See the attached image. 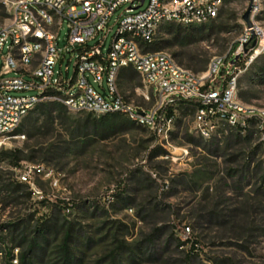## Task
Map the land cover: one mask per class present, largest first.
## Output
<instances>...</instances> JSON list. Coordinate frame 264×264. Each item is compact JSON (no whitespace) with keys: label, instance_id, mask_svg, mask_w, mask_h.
<instances>
[{"label":"rangeland","instance_id":"1","mask_svg":"<svg viewBox=\"0 0 264 264\" xmlns=\"http://www.w3.org/2000/svg\"><path fill=\"white\" fill-rule=\"evenodd\" d=\"M16 1L0 0V26L10 21ZM247 4L248 0L228 1L208 23L182 26L185 38L178 41L168 33L172 25L164 24L147 49L173 57L191 50L198 62H209L214 55L229 58L243 30ZM259 20L264 25V0ZM115 31L116 27L108 33L105 50ZM67 32L64 22L61 43ZM75 60V55L67 53L56 65L55 77L62 71L66 78L68 67L67 79L71 80ZM120 88L135 104L147 105L142 96L146 88L138 74L122 80ZM239 88L246 102L264 107V50L240 77ZM48 103L24 120L18 133L25 138L0 148V226L30 217L33 224L42 225L57 215L64 228L58 225L62 231L54 244L72 227L86 245L80 248L86 253L84 264H264V191H259L264 159L253 134L245 142L243 134L236 136L235 130H229L206 141L192 129L193 109L187 106L180 107L168 132L158 135L113 113L66 108L57 109L50 120L44 108ZM104 117L116 120L118 126L104 132ZM35 121L42 132H48L39 137L42 147L64 145L71 150L54 159L38 152L33 161H15L1 153L6 149L28 152L35 140L28 133ZM84 129H88L86 136L72 140L74 133ZM252 151L256 153L249 163ZM261 161L262 170L255 172ZM27 163L46 167V173L34 179L39 194L18 179L19 169ZM17 183L22 187L15 189ZM155 253L158 257L151 258ZM4 262L0 252V264ZM12 264H18L17 256Z\"/></svg>","mask_w":264,"mask_h":264},{"label":"built area","instance_id":"2","mask_svg":"<svg viewBox=\"0 0 264 264\" xmlns=\"http://www.w3.org/2000/svg\"><path fill=\"white\" fill-rule=\"evenodd\" d=\"M228 1L17 0L10 21L0 26V148L25 138L18 133L24 120L50 100L75 112L120 113L158 135L168 132L180 107L193 105L192 129L200 138L209 141L239 129L257 138L264 159V107L242 100L239 88L240 77L264 50V25L259 20L263 0H248L245 11L250 5L251 26L242 19L232 56L214 55L203 71L183 67L165 51L147 49L162 25L201 26L216 18ZM64 22L68 32L61 43ZM69 52L76 57L73 78L67 79L68 67L66 78L62 71L55 77L56 65ZM127 68L141 77L147 105L135 104L121 92V75ZM12 72L17 74L9 77ZM44 173V164L27 163L18 179L39 194L34 179ZM52 183L57 186V180Z\"/></svg>","mask_w":264,"mask_h":264},{"label":"trees","instance_id":"3","mask_svg":"<svg viewBox=\"0 0 264 264\" xmlns=\"http://www.w3.org/2000/svg\"><path fill=\"white\" fill-rule=\"evenodd\" d=\"M171 25L172 26L168 33L174 34L175 41H178L180 37L185 38L182 34L181 25H177V28H175V24ZM181 46L186 47L185 44H182ZM158 47H163V44L161 42L158 43ZM174 56L179 58L177 62L180 65L195 72L205 70L209 63L207 60L200 62L196 61L191 50L184 51L182 53H175ZM133 74L138 73L133 68H127L121 75L120 85L122 80L124 79L129 81ZM48 94L54 95L60 93L50 91ZM124 96L129 99V97H127L126 95ZM240 97L245 101V96L241 92ZM46 102L49 103L44 105V108L47 111L46 113L48 119L50 120L54 119V112H56L57 109H60V111H64L67 108L63 103H56V100H50ZM46 102L40 103L39 105ZM186 106L191 107L194 111L193 105ZM113 114L124 116L120 113ZM172 115L173 112L169 111L168 117H171ZM102 124L104 125V132L107 133L111 132L118 126L116 120H112L110 117H104L102 120ZM87 130L88 129L79 130L77 133H74L72 135V140H74L78 136H81L82 134L86 136L87 133L85 132H87ZM235 131L237 133L236 136H240L242 134L244 135L243 141H251V133H245L239 129H236ZM47 135L48 132H42L41 126H38L37 121H35L32 123L30 132L28 133L29 138H35L34 143L28 146V152H26L24 149H6L2 150L1 153L8 157H11L15 161H33L35 159L36 153L38 152H40L42 156H46L48 159H54L64 157L66 152H69L71 150L69 146L64 145L52 144L48 148L42 147V141H40L39 137H46ZM239 142H241V140L238 139V143ZM257 147L259 148L258 144ZM49 153L52 155L51 157L46 155ZM255 153V151H252V153H250L249 163L253 161ZM261 168L262 161L256 165L255 172L261 171ZM261 178L262 185L259 188V191H264V170L262 171ZM20 187H22L21 183H17L15 185V189H18ZM58 220H60V217L55 215L52 216V218H50L49 220L42 223V225H39L33 224L32 218L30 217L10 221L7 225L0 226V230H6V232L8 231L7 233H0V252L2 253V256L4 258V264H12V260L15 259L16 256L18 264H84L86 253L80 248L81 246L86 245L75 236L74 229L72 227H69L65 230L61 241L57 245L54 244L57 240L58 235L62 231L61 228H64V225H60ZM58 225L61 226V228H59ZM16 248L18 249L17 255L14 254V250ZM76 250L79 253H77ZM158 254L159 253H155V257L151 256V258H157Z\"/></svg>","mask_w":264,"mask_h":264},{"label":"water","instance_id":"4","mask_svg":"<svg viewBox=\"0 0 264 264\" xmlns=\"http://www.w3.org/2000/svg\"><path fill=\"white\" fill-rule=\"evenodd\" d=\"M145 0H141V3L143 4ZM250 13H251V6L249 5L246 11L242 15V19L249 25L251 26V21H250ZM255 45V41L253 43Z\"/></svg>","mask_w":264,"mask_h":264}]
</instances>
